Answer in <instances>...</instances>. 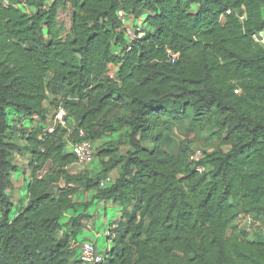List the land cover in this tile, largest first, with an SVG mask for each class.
Listing matches in <instances>:
<instances>
[{"label": "trees", "instance_id": "obj_1", "mask_svg": "<svg viewBox=\"0 0 264 264\" xmlns=\"http://www.w3.org/2000/svg\"><path fill=\"white\" fill-rule=\"evenodd\" d=\"M26 3L33 13L0 3V264H73L70 241L55 233L76 208V184L96 199L134 206L116 234L111 264H264V237L250 241L236 225L245 214L264 227V47L252 38L264 31V0ZM67 5L73 25L64 36L59 15ZM119 11L143 19L146 33L118 57ZM169 52L178 55L174 62ZM113 68L111 81L106 73ZM51 96L54 108L63 97L73 130L44 131ZM170 101L183 104L176 118L205 117L223 139L205 151L204 174L189 162L190 143L174 154L164 150L162 134L154 135ZM81 130L93 142L123 131L130 144L125 156L121 141L97 149L101 173L119 170L107 188L99 174L67 171L77 163L68 141H80ZM13 131L22 133L23 146ZM23 151L30 154L29 200L12 219V175ZM54 184L61 189L50 195ZM73 225L75 235L80 225Z\"/></svg>", "mask_w": 264, "mask_h": 264}, {"label": "crops", "instance_id": "obj_2", "mask_svg": "<svg viewBox=\"0 0 264 264\" xmlns=\"http://www.w3.org/2000/svg\"><path fill=\"white\" fill-rule=\"evenodd\" d=\"M52 1L53 0H48L49 3H51ZM0 3L7 4L8 6H15L22 11H24V8H22V6H26L29 9L30 13L34 12V9L30 8L27 5L26 0H0ZM66 9L70 12L71 17L73 18L72 8L70 5H67L60 11L59 23L61 21L62 12ZM197 9L198 7H194V10ZM46 109L50 113L54 109L49 101L46 102ZM15 123V119L9 117V125L11 128H14L16 126ZM38 125L39 122L37 121L33 124H26V131H30L31 128L37 127ZM13 132L15 133V137L20 146H23L24 142L21 136L22 133L15 131ZM122 137L123 131L117 133H108L99 137L93 143L100 153L106 148L107 144L121 141L122 144L117 146V148L119 149L120 154L122 156H125L130 151V144L125 139H122ZM69 142L70 141H68V143ZM121 149L124 150L125 154H123ZM29 159L30 154L28 152L22 153V155H18L15 158L18 170H16V172H14L12 175V182L14 185V190L10 193V199L13 203L14 209V212H12V219L17 215L19 210L27 204L29 200V186L32 181L31 170L28 168ZM18 171H22V174H19ZM67 171L71 176L81 175L85 173H89L90 176H96L99 174L101 176V179L110 178L112 179V182H115L119 177L118 169L108 173H101L102 159H100V157H98L93 164L87 166L75 163L68 167ZM72 187L79 189V192L73 197L76 208L67 211L63 215L60 220V228L58 229V231H56L55 237L58 240L67 239L70 241L73 248V258L71 259V262L75 264V260L77 261L80 245L84 241H90L93 244H97L102 251L109 252L113 250L115 244L107 234L109 231H111L114 238H116V234L119 229L124 226L130 218L134 206L133 204L119 206L111 202L96 199L97 193L95 191H86L81 184H76ZM85 204H90V206L86 208ZM1 217L2 216L0 215V218ZM75 220L78 221L80 229L75 235H73V222Z\"/></svg>", "mask_w": 264, "mask_h": 264}, {"label": "built area", "instance_id": "obj_3", "mask_svg": "<svg viewBox=\"0 0 264 264\" xmlns=\"http://www.w3.org/2000/svg\"><path fill=\"white\" fill-rule=\"evenodd\" d=\"M4 6H8L7 4H3ZM24 8L23 12H29V9L26 6H22ZM228 14H231L229 11ZM118 19L120 21V30L119 32L122 34L124 39V44L122 46L115 45L114 54L116 56H122L124 52H129L133 49V47L144 38L146 33V28L143 25V19L136 18L133 14H128L125 11H119L117 13ZM246 15L243 14L240 16V19L244 21ZM253 40L264 47V31L257 32L252 35ZM172 55V62H174L178 55L169 52ZM117 76V68H113L106 73V78L108 80L114 81ZM44 128V131L48 134H54L55 131L61 127L68 131L73 130L75 124L73 123V118L69 115L68 110L63 105H59L58 107L52 110V113L47 116V121L41 125ZM80 141L78 142H69L67 145V150L69 153L73 154L77 163L82 165H91L97 159V148L95 147L92 140L85 138L84 131H80ZM27 151H23L26 153ZM205 159V151L202 148H193L189 155V162L193 165L195 170L199 174H204L208 171V168L203 164ZM16 165V161H15ZM17 166V165H16ZM18 167V166H17ZM29 168V164H28ZM51 165L48 164L38 175L39 178H42L47 172L50 170ZM30 169V168H29ZM23 170V169H22ZM112 179L104 178L101 181V186L104 188L109 187L112 184ZM238 220H246L247 223L245 227L252 228L256 224V220L252 215L242 214L239 216ZM237 220V222H238ZM240 228H243L247 231V228H244L239 225ZM117 229V228H115ZM108 237L112 239L114 242L115 238L112 235L111 231L108 232ZM108 251V250H107ZM110 252V251H109ZM109 252L102 253L98 250L97 246L89 241H84L80 245L79 253L77 256L78 264H111L109 258Z\"/></svg>", "mask_w": 264, "mask_h": 264}, {"label": "rangeland", "instance_id": "obj_4", "mask_svg": "<svg viewBox=\"0 0 264 264\" xmlns=\"http://www.w3.org/2000/svg\"><path fill=\"white\" fill-rule=\"evenodd\" d=\"M194 13L195 11L192 10ZM61 27L64 33V36H67L71 31L72 26V17L70 12L66 9L62 12L61 16ZM54 98L51 96L49 103L54 107ZM59 104L65 106V102L63 101V97H59ZM57 103V104H58ZM170 115L166 116L163 124L161 125V129L157 130L154 135L162 134V146L164 150H169L172 153H176L179 145L185 141L190 143V148H202L204 151L208 153H212L217 150L219 147H222L223 139L218 135V129L208 123V119L198 118L192 115L189 112L184 113L182 118H176L183 112V104L176 102H168L163 107ZM176 118V119H175ZM11 134V133H9ZM146 146H152L151 143ZM224 150H229L227 147L223 148ZM123 154L124 150L121 149ZM19 174H22V171H18ZM14 212V209L12 210ZM13 213H11V217ZM256 224L252 228L245 227L247 221L246 220H238L236 225L239 227L242 226L247 228V232L249 233L250 241H258L264 237L263 235V223L261 218L255 217ZM90 242V241H89ZM92 243V242H91ZM99 251L105 253L106 251H102L97 244H95Z\"/></svg>", "mask_w": 264, "mask_h": 264}, {"label": "water", "instance_id": "obj_5", "mask_svg": "<svg viewBox=\"0 0 264 264\" xmlns=\"http://www.w3.org/2000/svg\"><path fill=\"white\" fill-rule=\"evenodd\" d=\"M60 189H61V185L60 184H54V185L51 186V188L49 190V194L53 195V194L57 193Z\"/></svg>", "mask_w": 264, "mask_h": 264}]
</instances>
